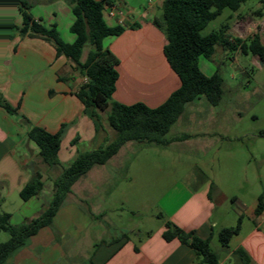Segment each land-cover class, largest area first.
Wrapping results in <instances>:
<instances>
[{
	"label": "crops",
	"instance_id": "crops-1",
	"mask_svg": "<svg viewBox=\"0 0 264 264\" xmlns=\"http://www.w3.org/2000/svg\"><path fill=\"white\" fill-rule=\"evenodd\" d=\"M27 1L31 5L30 14L36 21L46 27L55 24L59 33L63 31L66 34L65 42H74L75 36L70 31L74 16L68 0ZM163 3L164 0H116L106 7V22L110 26L124 27L120 36L104 41V46L120 60L113 101L126 105L141 102L155 108L180 87V79L164 55L166 36L153 22L161 15ZM14 4L15 0H10L7 4L6 20L14 27L0 25V95L18 108L17 113H10L0 106V208L7 209L2 212L11 214L12 222L15 218L13 210L5 207L18 202L17 208L24 211L18 219L25 222L38 217L52 197V192L48 196L46 194L47 188L50 189L47 186L53 171L42 162L37 145L29 139L30 128L39 126L50 133H57L65 125L59 151L61 162L73 159L72 140L78 130L92 138L97 132L92 119L85 113L84 105L75 96L84 83V77L79 75L68 58L57 57L50 42L20 33L23 17L17 4V7ZM9 15L14 17L13 21L9 19ZM0 20L4 22V18ZM136 25L138 27L134 28ZM221 104L222 100L216 106L203 104L201 111H192V120L188 118L191 130L169 139L182 135H188L189 138L173 141L165 147L179 144L194 150L202 145L207 147L216 139L224 140L226 135L222 132L223 122L227 118L218 116L222 111L216 112ZM185 112L186 108L177 122ZM68 125L71 126L69 129ZM105 127L97 139L102 141L100 147L109 139L107 134L115 137V131L109 126L107 117ZM241 138L242 136H235L233 140L238 142ZM137 145L139 144L128 142L105 165L93 167L80 178L72 186L52 226L42 228L31 237L28 245L17 252L8 264H54L59 259L70 257L66 250L67 239L72 237L74 240L73 233H77L79 237L85 230L77 227L92 226L96 219L90 215L92 213L89 208H82V204L95 202L92 194L96 189L109 185L111 171L122 169V163L126 161L124 148L131 150ZM234 151L226 150L225 153ZM212 163L215 164V161L212 160ZM108 166L114 167L116 171ZM58 168L60 170L53 181L62 170L61 166ZM34 169L42 172L44 188L38 196L24 201L20 192L32 178ZM214 175L215 172L209 175L202 169L194 172L189 182L176 185L175 188H180L182 194L178 198L173 197V201L177 200L173 206L166 205L163 208L166 218L156 230L143 235L139 229H135L109 240H101L99 244H93V249L89 250V261L84 264H201L191 247L178 239L167 241L163 233L166 223L170 222L185 232H192L203 239H212L218 227H225L222 226L224 218L217 217L216 212L227 195L223 194L222 185ZM263 192L264 183L262 191L257 192L249 203H240L239 197H233L232 211L236 218L242 217V224L240 233L232 239L237 242L236 246L228 254L233 257L237 249L243 248L251 259L250 264H264V212L256 215L258 198Z\"/></svg>",
	"mask_w": 264,
	"mask_h": 264
},
{
	"label": "trees",
	"instance_id": "trees-1",
	"mask_svg": "<svg viewBox=\"0 0 264 264\" xmlns=\"http://www.w3.org/2000/svg\"><path fill=\"white\" fill-rule=\"evenodd\" d=\"M10 0H0V25L14 27L6 22L7 4ZM116 0H68L71 5L74 21L70 31L75 36L72 43L65 42L57 30V26L46 27L36 21L30 14L31 5L27 0H15L23 17L19 28L23 36L38 37L50 42L57 57L65 56L85 77L75 96L85 107V113L92 119L95 130L102 127L100 113L107 114L109 126L115 131V137L103 146L79 153L77 157L63 167L59 160V151L65 125L57 133L33 126L28 137L39 149L42 162L49 168L62 167L53 181L52 197L42 213L19 225L11 222V214L0 212V233H9V239L0 243V264H8L13 256L26 247L30 238L42 228L52 226L53 220L63 206L72 186L84 177L93 167L105 165L128 142L146 143L156 146H167L173 141L189 138L182 135L174 139H166L172 126L184 113L186 105L205 96L208 102L216 106L224 95L223 78L219 71L206 75L199 67V58L211 59L216 46L225 51L240 50L242 54L258 56L264 63V45L260 36L248 39L230 38V26L225 23L214 28L208 34L205 29L220 17L224 10L238 12L249 0H164L161 15L154 19V25L166 36L164 55L178 75L181 85L168 99L158 107L151 108L144 103L132 105L112 100L119 78V58L104 46L107 38L120 36L124 32L121 25L110 26L104 17L107 6ZM264 3V2H263ZM260 15L261 11L259 12ZM138 26H134L137 28ZM89 47L85 59L83 51ZM0 106L10 113H17L18 108L12 106L0 95ZM264 136V132L261 134ZM78 141L76 138L73 144ZM44 188L41 171L32 170V178L21 190L20 197L27 201L38 196ZM264 212V192L258 198L256 215ZM242 217L234 227L222 228L218 238L222 246L228 248L231 240L240 233ZM163 237L167 241L178 239L182 244L191 247L197 254L201 264H220V257L211 247L212 239H203L192 232H185L172 223H166ZM233 264H250L251 259L243 248L234 252Z\"/></svg>",
	"mask_w": 264,
	"mask_h": 264
},
{
	"label": "rangeland",
	"instance_id": "rangeland-1",
	"mask_svg": "<svg viewBox=\"0 0 264 264\" xmlns=\"http://www.w3.org/2000/svg\"><path fill=\"white\" fill-rule=\"evenodd\" d=\"M263 2L264 0H249L236 13H232L229 9L224 10L223 14L203 33L208 34L214 28L227 23L230 26L227 32L230 38L248 39L257 34L264 45ZM13 6L17 7L16 4ZM260 11L262 15L259 14ZM9 19L13 21L14 17L9 15ZM59 34L65 40L64 35L66 34L63 31ZM88 49L87 46L83 51L84 58ZM199 67L206 75L219 71L223 78L224 95L221 108L216 112L222 111L218 116L227 118L223 122L222 131L226 138L222 141L216 139L207 147L202 145L194 150L179 144L165 147L137 142L133 143L139 145L135 148L133 146L131 150L124 148L126 161L122 163V169L118 168L117 172L111 171V177L108 179L109 185L96 189V192L92 194L94 203L82 204V208H89L92 213L90 215L96 218L94 224L87 227L78 226L77 229L85 231H82L79 237L77 233H73L75 234L74 240L72 237L66 240V250L70 257L59 259L54 264H84L89 261V250L93 249V244L97 245L101 240H109L135 229H139L143 235L150 230H156L166 218L163 208L166 205L173 206L177 201H173V197L178 198L180 193L182 194L180 188H175L176 185L189 182L190 176L200 169L205 170L209 175L215 172L214 176H217L220 181L223 194L227 195L216 212L217 217L224 218L222 226L237 225L239 217L236 218L232 211L233 197H239L240 203H249L256 193L263 189L264 137L261 134L264 132V63L260 62L258 56L245 55L240 50L225 51L218 46L211 60L199 58ZM79 73L84 77L80 71ZM84 82H86L85 77ZM203 104L210 105L205 96L187 105L185 114L172 127L166 139L189 132L191 130L188 123V118H191L190 113L201 111ZM106 117V113H100L102 127L94 138L85 135L83 131L76 132L73 140L76 138L79 140L73 145L74 148L71 151L73 159L60 161L63 167L71 163L79 153L100 147L102 141L97 139L106 129ZM70 127L68 125V129ZM235 136H242V138L236 142L233 140ZM107 137L109 139L106 142L113 139L112 135L107 134ZM232 149L235 150L233 153H225L226 150ZM108 168L115 170L112 166ZM59 170V168L52 169L53 172L47 186L50 187V189L47 188V196L53 192L52 181ZM200 176L203 179L202 175ZM15 200L22 202L19 198ZM17 204L18 202L5 207L13 210L15 218L12 223L14 225L23 222V219H18V217H22L24 211H19ZM2 210L7 209L0 208V212ZM70 211L72 213V209ZM225 227L216 229L211 247L219 254L221 264H232L234 257L229 256L228 252L235 248L237 242L232 240L228 248L221 245L218 233ZM9 237L8 232H1L0 243L6 242Z\"/></svg>",
	"mask_w": 264,
	"mask_h": 264
},
{
	"label": "built area",
	"instance_id": "built-area-1",
	"mask_svg": "<svg viewBox=\"0 0 264 264\" xmlns=\"http://www.w3.org/2000/svg\"><path fill=\"white\" fill-rule=\"evenodd\" d=\"M263 27H264V22H263Z\"/></svg>",
	"mask_w": 264,
	"mask_h": 264
}]
</instances>
